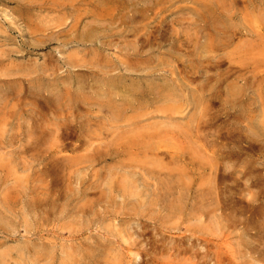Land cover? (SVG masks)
Listing matches in <instances>:
<instances>
[{
    "label": "rangeland",
    "instance_id": "374dc122",
    "mask_svg": "<svg viewBox=\"0 0 264 264\" xmlns=\"http://www.w3.org/2000/svg\"><path fill=\"white\" fill-rule=\"evenodd\" d=\"M263 17L0 0V264H264Z\"/></svg>",
    "mask_w": 264,
    "mask_h": 264
},
{
    "label": "bare ground",
    "instance_id": "6f19581e",
    "mask_svg": "<svg viewBox=\"0 0 264 264\" xmlns=\"http://www.w3.org/2000/svg\"><path fill=\"white\" fill-rule=\"evenodd\" d=\"M77 1H78V0H77ZM211 4H212V3H211ZM211 4H210V5H211ZM203 6H204V5H203ZM198 8H199V6H198ZM203 8H204V7H203ZM210 8H211V7H210ZM197 15H198V14H197ZM261 15H262V14H261ZM198 17H200V16H198ZM263 18H264V17H263ZM28 22H29V21H28ZM30 25H31V24H30ZM30 25H29V26H30ZM32 25H33V24H32ZM38 26H39V25H38ZM30 28H31V27H30ZM32 28H34V26H33ZM33 31H34V30H33ZM36 31H37V30H36ZM34 32H35V31H34ZM38 32H39V31H38ZM21 73H22V72H21ZM21 76H22V75H21ZM117 76H118V75H117ZM18 78H19V76H18ZM116 78H117V77H116ZM109 79H110V78H109ZM118 79H119V77H118ZM116 80H117V79H116ZM120 80H123V79H120ZM109 81H110V80H109ZM118 81H119V80H118ZM125 81H126V80H125ZM33 82H34V81H33ZM97 82H98V81H97ZM120 82L122 83V82H124V80H123V81H120ZM132 82H133V81H132ZM171 82H172V81H171ZM35 83H36V82H35ZM37 83H38V81H37ZM137 83H138V82H137ZM145 83H146V82H145ZM150 83H151V82H150ZM235 83H236V82H235ZM38 84H39V83H38ZM67 84H68V83H67ZM124 84H126V83H124ZM165 84H166V83H165ZM127 85H128V84H127ZM30 86H31V85H30ZM30 86H29V88H31ZM35 86H37V85H35ZM91 86H92V85H91ZM38 87H39V86H38ZM160 87H161V86H160ZM33 88H34V83H33ZM35 88H36V87H35ZM69 88H70V87H69ZM99 88H100V87H99ZM106 88H107V87H106ZM179 88H180V87H179ZM42 89H43V87H42ZM93 89H94V88H93ZM103 89H104V88H103ZM120 89H121V88H120ZM128 89H129V88H128ZM131 89H132V88H131ZM149 89L151 90V88H149ZM176 89H177V88H176ZM32 90H33V89H32ZM36 90H37V88H36ZM39 90H41V88H39ZM48 90H49V89H48ZM50 90H51V89H50ZM113 90H114V89H113ZM139 90H140V89H139ZM139 90H138V91H139ZM168 90H169V89H168ZM237 90H238V88H237ZM33 91H34V90H33ZM41 91H43V90H41ZM46 91H47V90H46ZM92 91H94V90H92ZM129 91H130V90H129ZM223 91H224V90H223ZM229 91H230V90H229ZM238 91H239V90H238ZM44 92H45V91H44ZM50 92H51V91H50ZM133 92H134V91H133ZM133 92H132V93H133ZM163 92H164V91H163ZM132 93H131V94H132ZM138 93H139V92H138ZM146 93H147V92H146ZM223 93H224V92H223ZM30 94H32V93H30ZM128 94H129V93H128ZM139 94H140V93H139ZM164 94H165V93H164ZM169 94H170V93H169ZM108 95H109L110 97L112 96L111 93L108 94ZM115 95H116V93H115ZM119 95H120V94H119ZM34 96H35V95H34ZM116 96H118V95H116ZM128 96H129V95H128ZM131 96H132V95H131ZM134 96H135V95H134ZM161 96H166V95H161ZM99 97H100V96H99ZM112 97H113V96H112ZM119 97H121V95H120ZM169 97H170V96H169ZM114 98H115V97H114ZM116 98H117V97H116ZM129 98H130V97H129ZM132 98H133V97H132ZM159 98H160V97H159ZM107 99H109V98H107ZM123 99H124V97H123ZM125 99H126V98H125ZM133 99H136V98H133ZM145 99H146V98H145ZM185 99H186V98H185ZM195 99H196V98H195ZM96 100H97V99H96ZM103 100H105V99H103ZM120 100H121V98H120ZM170 100H171V99H170ZM173 100H174V99H173ZM114 101H115V100H114ZM126 101H127V99H126ZM131 101H132V100H131ZM133 101H134V100H133ZM163 101H164V100H163ZM100 102H101V101H100ZM105 102H106V100H105ZM115 102H116V101H115ZM118 102H120V101H118ZM135 102H136V101H135ZM153 102H154V101H153ZM174 102H175V100H174ZM103 103H104V102H103ZM116 103H117V102H116ZM131 103H132V102H131ZM145 103H146V102H145ZM186 103H187V102H186ZM205 103H206V102H205ZM98 104H99V103H98ZM117 104H118V103H117ZM117 104H116V105H117ZM122 104H123V103H122ZM129 104H130V103H129ZM202 104H203V103H202ZM118 105H119V104H118ZM126 105H127V103H126ZM111 106H112V105H111ZM150 106H151V105H150ZM170 106H172V103H171ZM124 107H125V106H124ZM131 107H132V106H131ZM131 107H129V108H131ZM106 108H108V107H106ZM121 108H122V106H121ZM127 108H128V107H127ZM127 108H126V109H127ZM132 108H133V107H132ZM119 109H120V108H119ZM138 109H139V108H138ZM122 110H123V109H122ZM125 111H126V110H125ZM130 112H131V111H130ZM139 113H140V112H139ZM139 113H138V114H139ZM119 114H120V112H119ZM119 114H118V115H119ZM132 114H133V113H132ZM131 118H132V117H131ZM135 118H136V117H135ZM192 120H193V119H192ZM260 125H261V124H260ZM263 125H264V124H263ZM263 125H261V126H263ZM253 129H254V128H253ZM263 129H264V128H263ZM251 131H252V130H251ZM151 137H152V136H151ZM248 139H249V138H248ZM124 185H125V184H124ZM125 188H126V187H125ZM128 188H129V187H128ZM130 190H131V189H130ZM134 190H135V189H134ZM164 190H165V189H164ZM164 190H163V191H164ZM135 192H137V191H135ZM135 192H134V193H135ZM124 193H126V192H124ZM131 193H132V192H131ZM166 193H167V192H166ZM127 194H128V193H127ZM164 194H165V193H164ZM128 195H129V194H128ZM163 197H164V196H163ZM164 198H165V197H164ZM160 201H161V200H160ZM163 202H164V201H163ZM147 204H148V202H147ZM168 208H169V207H168ZM174 208H175V207H174ZM177 208H178V206H177ZM171 209H172V208H171ZM172 210H173V209H172ZM179 210H180V209H178V210H176V211H179ZM176 211H175V212H176ZM179 212H181V210H180ZM179 212H178V213H179ZM196 247H197V246H196ZM21 254H22V253H21ZM8 255H9V254H8ZM16 256H17V255H16ZM136 256H137V255H136ZM10 258L12 259V257H10ZM13 258H15V257H13ZM0 260H1V259H0ZM193 260H194V259H193ZM5 261H6V260H5ZM48 262H49V261H48ZM21 264H22V263H21Z\"/></svg>",
    "mask_w": 264,
    "mask_h": 264
}]
</instances>
